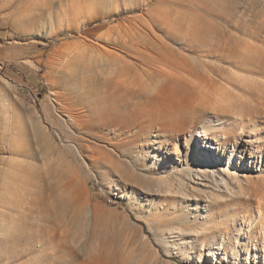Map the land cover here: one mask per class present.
I'll list each match as a JSON object with an SVG mask.
<instances>
[{"label": "rangeland", "instance_id": "1", "mask_svg": "<svg viewBox=\"0 0 264 264\" xmlns=\"http://www.w3.org/2000/svg\"><path fill=\"white\" fill-rule=\"evenodd\" d=\"M0 77V264H264V0H0Z\"/></svg>", "mask_w": 264, "mask_h": 264}, {"label": "bare ground", "instance_id": "2", "mask_svg": "<svg viewBox=\"0 0 264 264\" xmlns=\"http://www.w3.org/2000/svg\"><path fill=\"white\" fill-rule=\"evenodd\" d=\"M171 67H173L174 70L180 71L183 74V78H184V74H194L196 70L195 66H171ZM154 72L156 73V76L157 75L159 76L158 77L159 79L155 80L153 78L152 75ZM153 73L150 74L143 73V75L147 77L148 81L143 80L146 83L142 87L137 86L136 81L134 79H131L129 84L128 85L126 84L124 86V88H126L129 91V93H126L128 92L126 91V92H122L121 95L126 106L132 105L131 108L133 113L138 114L145 118L144 120L145 124L151 125L153 123H156L158 125V129L161 132V136L164 138L172 139L173 135L180 136L181 134L180 130L178 128L171 129L170 127L167 126L170 123L178 125L179 121H182V117L184 120L185 119L184 116L192 114L189 107V102L192 98L196 96L197 88L193 86L188 87L185 84H183L181 86V89L179 90L180 85L182 84L181 81H179L180 80L179 76H172V75L166 76V74H160V71L156 70V68L155 71H153ZM131 76H136V74H133L130 70H126L124 74L125 79L122 81V84L125 82L126 78ZM167 77L170 79H167ZM4 80L7 81L6 79ZM167 81H170L169 87H166ZM151 97L158 98V100H156V102L154 103V109H159V108L164 109L163 115H159L158 118H155L156 113L154 112V110L147 108L148 101ZM137 98L140 99V104H136L135 100ZM110 115L111 113L109 114L107 113V117H109ZM166 115L167 116L169 115L170 116L169 118L171 119L168 118L167 120H164L163 116ZM159 130H158V134H159ZM247 150H249L248 152L250 157H252L251 155L253 154L254 158L258 159L259 162H261L264 154V149L261 145L256 147L254 153H252L251 149H247ZM230 157L231 155H229V160ZM204 158L205 157L200 156L199 160H202V162H204L206 161V159ZM254 192L255 190L252 189V193ZM247 201L248 200H244V204H246Z\"/></svg>", "mask_w": 264, "mask_h": 264}]
</instances>
